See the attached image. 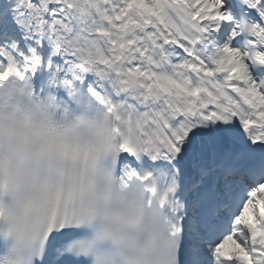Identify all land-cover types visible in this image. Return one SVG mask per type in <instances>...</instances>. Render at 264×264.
Instances as JSON below:
<instances>
[{"label":"snow or ice","instance_id":"6c2138e0","mask_svg":"<svg viewBox=\"0 0 264 264\" xmlns=\"http://www.w3.org/2000/svg\"><path fill=\"white\" fill-rule=\"evenodd\" d=\"M0 49V264H264V0H15Z\"/></svg>","mask_w":264,"mask_h":264},{"label":"rangeland","instance_id":"374dc122","mask_svg":"<svg viewBox=\"0 0 264 264\" xmlns=\"http://www.w3.org/2000/svg\"><path fill=\"white\" fill-rule=\"evenodd\" d=\"M14 2L15 0H0V6L6 3L14 4ZM70 2H72L73 4H77L79 3V0H70ZM64 18L68 19L70 23L80 24L82 22V18L79 16L78 12L73 10H69L68 12L64 13Z\"/></svg>","mask_w":264,"mask_h":264},{"label":"clouds","instance_id":"9594fccd","mask_svg":"<svg viewBox=\"0 0 264 264\" xmlns=\"http://www.w3.org/2000/svg\"><path fill=\"white\" fill-rule=\"evenodd\" d=\"M144 206L147 209V202L146 201H144Z\"/></svg>","mask_w":264,"mask_h":264}]
</instances>
